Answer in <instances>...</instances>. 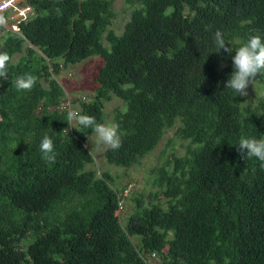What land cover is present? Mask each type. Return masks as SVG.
Wrapping results in <instances>:
<instances>
[{
  "label": "trees",
  "instance_id": "obj_1",
  "mask_svg": "<svg viewBox=\"0 0 264 264\" xmlns=\"http://www.w3.org/2000/svg\"><path fill=\"white\" fill-rule=\"evenodd\" d=\"M24 2L20 32L0 35L11 57L0 77V264H264V167L237 150L241 137L264 138V74L261 93L225 87L235 51L264 41V0H124L120 33L112 0ZM218 30L231 55L217 52ZM94 54L96 85L67 98L55 76ZM26 73L37 83L18 91ZM112 98L122 146L104 150L107 164L134 166L172 128L148 202L131 196L124 218L128 185L90 164L92 129L66 120L78 110L103 123ZM45 133L54 164L42 159Z\"/></svg>",
  "mask_w": 264,
  "mask_h": 264
},
{
  "label": "clouds",
  "instance_id": "obj_2",
  "mask_svg": "<svg viewBox=\"0 0 264 264\" xmlns=\"http://www.w3.org/2000/svg\"><path fill=\"white\" fill-rule=\"evenodd\" d=\"M7 18L0 9V27L7 26ZM215 45L217 52L223 50L231 55L232 49L228 47L222 33L218 30L215 33ZM11 57L6 52H0V77L6 79L8 66ZM233 71L227 80L225 87L233 90L241 97H247V89L258 75L264 74V41L259 36H251L246 44L239 47L232 56ZM37 83V78L26 73L17 78L15 86L17 90L31 91ZM67 122H76L83 128H90L97 137L98 143L107 146L112 150H118L122 146V139L119 125L116 123H98L95 117L81 114L78 110L67 112ZM87 147V144L85 145ZM42 159L48 164H54L56 160L55 145L53 139L45 133L39 145ZM237 150L241 158H256L264 167V138H245L241 137ZM127 189L123 190L124 196ZM123 200V196H122ZM122 206H119V213Z\"/></svg>",
  "mask_w": 264,
  "mask_h": 264
},
{
  "label": "rangeland",
  "instance_id": "obj_3",
  "mask_svg": "<svg viewBox=\"0 0 264 264\" xmlns=\"http://www.w3.org/2000/svg\"><path fill=\"white\" fill-rule=\"evenodd\" d=\"M112 9L114 11V18L112 19L113 22L110 28L120 33L128 18V5L124 0H112ZM17 56L18 54H15L13 58L15 59ZM102 63L103 58L98 54H94L79 62L63 67L55 78L60 83L64 95L70 98L76 94L85 95L91 92L92 88L96 85L95 75H97ZM247 91L249 96L251 93H261V90L255 86L254 82H252ZM118 104H120V101L112 98L104 105L106 115L103 123H113L112 110ZM171 130L172 128L160 139L153 151L144 156L140 162L129 168L107 164L104 157V150L107 146L98 143L94 132L88 137L87 144L94 155V161L90 164L96 167L97 170L105 169L113 177L114 184L118 187H124L125 184L128 185L126 186L127 197L124 199L123 209L119 212L121 218L128 217L133 211L134 201L131 196L140 197L142 195L143 201L145 203L148 202L149 191L153 190L150 184L149 171L154 163L159 162L161 150L166 148V138L171 134ZM172 146L176 150H180L179 143H173ZM162 199L164 201V198Z\"/></svg>",
  "mask_w": 264,
  "mask_h": 264
},
{
  "label": "built area",
  "instance_id": "obj_4",
  "mask_svg": "<svg viewBox=\"0 0 264 264\" xmlns=\"http://www.w3.org/2000/svg\"><path fill=\"white\" fill-rule=\"evenodd\" d=\"M0 9L7 18L6 29L20 32V22L26 21L31 14L30 6L24 0H0ZM5 27H0V35Z\"/></svg>",
  "mask_w": 264,
  "mask_h": 264
}]
</instances>
